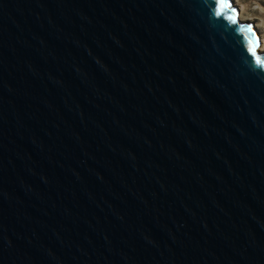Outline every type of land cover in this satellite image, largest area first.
Here are the masks:
<instances>
[{"label": "water", "instance_id": "95a60500", "mask_svg": "<svg viewBox=\"0 0 264 264\" xmlns=\"http://www.w3.org/2000/svg\"><path fill=\"white\" fill-rule=\"evenodd\" d=\"M239 10L0 0V264H264V52Z\"/></svg>", "mask_w": 264, "mask_h": 264}, {"label": "rangeland", "instance_id": "374dc122", "mask_svg": "<svg viewBox=\"0 0 264 264\" xmlns=\"http://www.w3.org/2000/svg\"><path fill=\"white\" fill-rule=\"evenodd\" d=\"M233 3L240 8L244 21L250 19L248 22L259 26L264 39V0H233Z\"/></svg>", "mask_w": 264, "mask_h": 264}, {"label": "bare ground", "instance_id": "6f19581e", "mask_svg": "<svg viewBox=\"0 0 264 264\" xmlns=\"http://www.w3.org/2000/svg\"><path fill=\"white\" fill-rule=\"evenodd\" d=\"M234 4V3H233ZM236 6V5H235ZM239 18L241 21L245 22L243 20V14L242 12L239 10ZM250 21V19L247 20V22ZM254 28L257 30L258 32V36L260 37V41H261V46H260V51L264 52V39L262 37V35L260 34V31H259V26H254Z\"/></svg>", "mask_w": 264, "mask_h": 264}, {"label": "snow or ice", "instance_id": "6c2138e0", "mask_svg": "<svg viewBox=\"0 0 264 264\" xmlns=\"http://www.w3.org/2000/svg\"><path fill=\"white\" fill-rule=\"evenodd\" d=\"M230 3V0H217V6H223V5H228ZM237 22H238V14H237ZM245 27L251 28V25H245Z\"/></svg>", "mask_w": 264, "mask_h": 264}]
</instances>
